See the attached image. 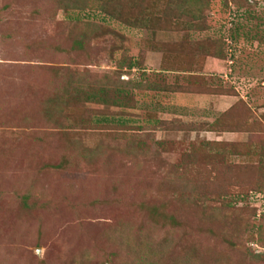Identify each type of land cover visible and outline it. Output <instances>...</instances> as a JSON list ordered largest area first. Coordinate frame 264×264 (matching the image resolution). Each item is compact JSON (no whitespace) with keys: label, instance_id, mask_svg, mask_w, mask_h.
Returning a JSON list of instances; mask_svg holds the SVG:
<instances>
[{"label":"rangeland","instance_id":"374dc122","mask_svg":"<svg viewBox=\"0 0 264 264\" xmlns=\"http://www.w3.org/2000/svg\"><path fill=\"white\" fill-rule=\"evenodd\" d=\"M200 77L264 103V0H0V264H264V161L195 128Z\"/></svg>","mask_w":264,"mask_h":264},{"label":"trees","instance_id":"16d2710c","mask_svg":"<svg viewBox=\"0 0 264 264\" xmlns=\"http://www.w3.org/2000/svg\"><path fill=\"white\" fill-rule=\"evenodd\" d=\"M131 10V9H130ZM132 11V10H131ZM132 12H136L132 11ZM120 17V15H119ZM124 20V18L122 19ZM132 25H135V19L133 23H130ZM77 46H80V43L76 44ZM205 60V59H204ZM203 60V61H204ZM189 63V61H187ZM186 64L188 67L186 70H183V72L186 71L187 74H189V71L192 72V67L188 63ZM202 64V63H201ZM135 66H141L138 63H135L134 61H131L127 64V69L132 70ZM205 64H202L200 66V70L202 71L204 69ZM123 67V65L121 66ZM167 71H174V69L169 67H163ZM181 68L179 67V72ZM199 70V71H200ZM201 81L204 84V87L206 88V91L202 93V95H212V96H233L239 98V94L236 92L237 89H234L232 86H229L227 83L223 81V78L220 77L217 81H210L211 84L207 83L205 81V78L200 77ZM189 88L191 84L187 83ZM208 84V86H207ZM144 89L148 92H150L151 95H157V94H163V93H170L171 95L174 94L176 89H180L179 87L176 88V85H166L165 83H149L148 85H144ZM182 89V88H181ZM174 91V92H173ZM177 95V94H176ZM176 95L173 96V98L176 97ZM87 98L91 100H103L101 97L96 96L95 94H87ZM117 96H120L119 94ZM97 98V99H96ZM172 98V101H173ZM258 98L251 95V93L248 94V99L243 100L239 99L234 105H232L227 111H225L223 114H221L218 118H216L212 123L207 124H200V125H194L195 128H200L199 131L202 133H215V134H223V133H235V134H245L249 133L248 141L246 143H227V148L230 149V154L228 155H236L239 156L241 159L252 161L253 164H250L249 166L254 167L256 165L255 161V152L257 156H261L260 162L264 161V143L260 144L258 139V134L264 132V128H262V124L255 122L254 119V113H252V107H251V101L254 102V105H261L264 106V103L260 104V101L257 100ZM178 99L176 98L175 103H177ZM104 102V100H103ZM179 102V101H178ZM106 103V101H105ZM250 103V104H249ZM178 104V103H177ZM252 120V122H251ZM251 134L254 135L253 138H251ZM262 142V140H261ZM213 145V144H211ZM217 146V145H216ZM259 173V172H257ZM262 177H264V174H262ZM152 219L158 218V211L156 209L149 210L147 212ZM162 220H166L170 226H177V223L172 219L168 217H161ZM170 222V223H169ZM137 237V236H136ZM129 245L132 247V243H129ZM142 244H136V248L138 252H140V249H142ZM133 248V247H132ZM134 252L138 255L137 250L133 248ZM153 251L152 253L148 254L147 252H144L142 257L137 258L133 260L132 264H158L155 262V259H160L159 255H156ZM151 259H148L146 256L151 255ZM113 257V258H112ZM111 259H107L106 261L102 262V264H126L122 263L123 261H118V256L116 254H113ZM117 259V261H116Z\"/></svg>","mask_w":264,"mask_h":264},{"label":"crops","instance_id":"0c3cea01","mask_svg":"<svg viewBox=\"0 0 264 264\" xmlns=\"http://www.w3.org/2000/svg\"><path fill=\"white\" fill-rule=\"evenodd\" d=\"M227 80H229V76H225ZM223 78V77H222ZM224 79V78H223ZM216 97H220L219 98V101L218 103L214 104L215 107L219 110L220 108V112L221 114L224 113L225 111H227L231 106H232V102H233V99L234 97H227V96H216ZM233 98V99H232ZM225 104V105H224ZM231 104V105H230ZM222 109V110H221ZM211 123V122H210ZM203 135H206V136H213V135H216V136H222V135H225V134H215V133H202ZM234 138V141L232 142H235L237 141L236 138H238L239 134H231ZM209 138V137H208Z\"/></svg>","mask_w":264,"mask_h":264}]
</instances>
